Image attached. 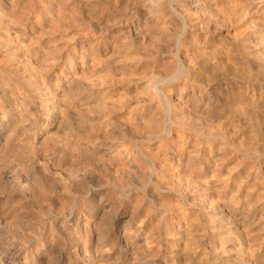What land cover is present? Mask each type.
I'll return each mask as SVG.
<instances>
[{
  "label": "rangeland",
  "instance_id": "rangeland-1",
  "mask_svg": "<svg viewBox=\"0 0 264 264\" xmlns=\"http://www.w3.org/2000/svg\"><path fill=\"white\" fill-rule=\"evenodd\" d=\"M0 264H264V0H0Z\"/></svg>",
  "mask_w": 264,
  "mask_h": 264
}]
</instances>
